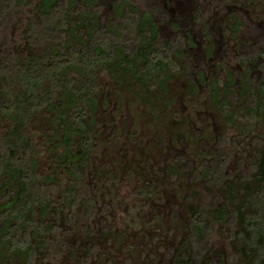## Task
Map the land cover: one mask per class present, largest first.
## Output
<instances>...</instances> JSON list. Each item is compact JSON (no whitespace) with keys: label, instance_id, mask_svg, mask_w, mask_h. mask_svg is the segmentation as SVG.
Masks as SVG:
<instances>
[{"label":"rangeland","instance_id":"obj_1","mask_svg":"<svg viewBox=\"0 0 264 264\" xmlns=\"http://www.w3.org/2000/svg\"><path fill=\"white\" fill-rule=\"evenodd\" d=\"M56 2L68 21L46 20L41 0H0V63L9 64L0 72V99L20 90V59L44 49L66 52L78 35L89 42L94 25L128 51L145 14L151 21L141 26L144 36L156 33L152 46L168 52L171 66L151 62L146 75L134 64L125 70L98 62L93 69V145L76 183L83 199L75 210L60 193L71 182L66 167L53 165L54 148L41 139L42 131L58 126L65 79L30 120L28 132L40 143L37 173L57 174L42 216L59 236L50 264H255L254 253L238 252L232 241L242 229L235 208L255 187L264 149V109L257 106L264 107V0ZM66 77L78 84L86 79L75 68ZM191 206L210 221L201 238L192 237ZM72 211L90 215L75 224ZM45 251L37 246L34 264H44ZM24 262L10 253L2 264Z\"/></svg>","mask_w":264,"mask_h":264},{"label":"trees","instance_id":"obj_2","mask_svg":"<svg viewBox=\"0 0 264 264\" xmlns=\"http://www.w3.org/2000/svg\"><path fill=\"white\" fill-rule=\"evenodd\" d=\"M41 1V12L47 16L46 20L51 22L62 16V19L68 21V13L61 15L56 0ZM70 3L73 4L74 0H70ZM9 7L10 4H7L6 9ZM145 21H151L148 14L139 20L140 38L132 43L128 51L111 36L100 34L94 25V37L89 42H84L78 35L79 42L74 43L72 40L66 52L58 48L51 49V52L44 49L38 54L20 59L24 61L18 78L20 90L12 99H0V124H4L0 133V191H5L0 213V264L8 259L10 253L21 257L25 261L23 264H34L38 257V245L46 250L42 257L43 263L50 264L60 250L55 245L59 237L56 226L42 221V216L52 204L48 192L56 188L54 183L57 182V174L38 175L33 156L40 143L36 139V132H28L30 120L42 107L52 103L55 89L62 83L61 78L65 79L61 91L65 103L59 114L58 126L53 130L42 131L41 139L54 148L56 162L53 165L66 167L71 182L60 193L69 203L70 209L75 210L83 199V195L76 189V183L87 169L93 145L95 97L92 94L97 88L93 69L97 70L95 67H98V62L107 66L120 65L125 70L134 64L138 74L146 75L151 62L161 69L164 65L171 66L168 52L152 46L156 33L151 37L144 36L141 26H144ZM74 30L73 27L69 30L72 36L76 35ZM8 68V63H0V72ZM72 68L85 75L86 79L81 84L75 78L66 77ZM259 89L264 92V82ZM81 96L88 109L80 102ZM257 106L259 110L264 109L262 103ZM88 113L90 118H87ZM254 183L255 187L235 208L237 217L242 220V229L234 238L244 242L232 241V244L244 255L254 253L253 261L257 264L264 261V149L258 155ZM87 208H92L90 200ZM71 213L75 224L83 222V217L90 215V211H85L84 215L79 211ZM190 222L192 237L201 238L206 230L209 231L210 221L203 211L193 206Z\"/></svg>","mask_w":264,"mask_h":264}]
</instances>
